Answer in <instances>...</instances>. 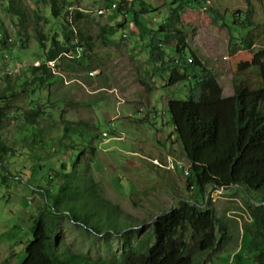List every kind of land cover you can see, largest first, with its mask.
I'll use <instances>...</instances> for the list:
<instances>
[{
	"label": "rangeland",
	"instance_id": "rangeland-1",
	"mask_svg": "<svg viewBox=\"0 0 264 264\" xmlns=\"http://www.w3.org/2000/svg\"><path fill=\"white\" fill-rule=\"evenodd\" d=\"M20 1L28 16L25 30L9 13V0H0V45L3 30L9 39L8 48L3 53L0 50V55L4 54L0 94L17 92L9 98L5 107L8 116L0 124L1 140L15 150L0 152V264H21L25 243L31 238L32 218L45 204L40 188L55 189L58 179L54 173L61 162L69 163L75 155L81 162H90L89 172L101 196L132 219L98 223L103 233L95 234L63 216L57 241L93 259L118 258L126 242L135 244L144 239L145 243L150 234L153 240L152 221L161 212L177 206L181 199L201 203L198 187L187 186L182 171L172 164L189 168L167 108L169 99L186 98L187 86L186 82L169 84L168 68L149 59L150 39L165 37V33L154 31L170 9L180 6V26L186 42L216 75L223 95L229 96L233 78L258 75L264 82V0H249V20L253 24V45L249 49L241 43L230 44L231 28L220 20L223 16L225 23L233 21L237 11L248 8L246 0H121L120 13L106 10L109 0H69L70 10L77 6L84 12L78 26L92 37L93 47L88 51L81 42V54L90 58H85L82 70L76 62L60 58L52 67L60 78L43 88L31 82L26 91L21 84L28 67L38 64L45 55L38 44L37 30H43L49 39L53 35L61 39V19L51 15L48 3ZM143 8L149 12L141 14ZM36 11L40 20H36ZM119 21L121 26L116 27ZM239 33L234 30L235 35ZM176 42L174 37L168 47L163 45L168 64L173 59L171 46ZM6 71L12 73L8 81ZM34 106L50 118L41 128L42 146L30 148L22 140L24 136L30 140L33 129L20 131L18 114ZM61 119L86 121L92 130L86 133L93 138L63 139ZM28 142L31 145V140ZM88 142L95 147L94 156L81 147ZM210 197L223 235L216 251L209 257L199 256L196 264H253L259 250L249 248L251 234L246 227L253 229L250 211L260 202L257 192L235 185L213 190ZM115 228L122 234H116Z\"/></svg>",
	"mask_w": 264,
	"mask_h": 264
},
{
	"label": "trees",
	"instance_id": "trees-1",
	"mask_svg": "<svg viewBox=\"0 0 264 264\" xmlns=\"http://www.w3.org/2000/svg\"><path fill=\"white\" fill-rule=\"evenodd\" d=\"M32 1L36 5L48 3L51 15L61 19L62 38L53 35L49 39L43 30H37L38 44L45 55L38 64L28 67L26 79L21 84L23 91L31 82L43 88L61 77L53 72L49 61H56L55 67L59 59L65 57L76 62L78 69L82 70L85 58H90V55L81 54V42L88 51L93 47L92 37L84 34L78 26V21L85 15L77 6L70 10L72 5L66 3L69 0ZM113 2L117 4L114 10L120 13L121 0H109L105 7ZM246 4V11H237L230 23H225L223 16L220 20L231 28L229 43H241L243 48L249 49L253 45V24L249 20L250 1L246 0ZM7 9L18 18L19 26L25 30L28 16L21 1L9 0ZM210 10L217 15L216 9L211 7ZM37 12L36 20H40ZM148 12L146 8L140 11L141 14ZM133 20L139 24L134 16ZM181 22V7L170 9L167 18L154 31L165 33V37L150 39L148 57L153 63L162 62L168 68L169 84L186 82V98L169 99L167 108L183 155L190 163L188 175L184 176L185 183L198 187L201 203L181 199L177 206L161 212L152 221L153 240L152 234L148 233L150 237L145 243L144 239L135 244L126 242L118 258L93 259L74 253L57 241L63 216L95 234L103 233L98 223L112 224L113 220L117 223L124 218L132 219L118 205L101 196L89 172L90 162H81L80 156L75 155L69 163L61 162L54 173L53 176L58 179L55 189L40 188L45 204L32 218L31 238L25 243V256L21 264H196L199 256L204 254L209 257L216 251L223 235L210 192L227 190L235 185L257 192L260 199L250 211L253 229L247 226L246 231L251 234L249 248L259 250L253 257V264H264V82L258 75L255 78L249 75L233 78L232 94L224 96L216 75L186 42ZM121 23L119 21L115 26L119 27ZM234 30L240 33L235 35ZM2 32L1 53L8 48L9 41L7 32ZM113 32L110 30L109 34ZM174 37L177 42L171 46L173 59L170 66L165 59L163 45L168 47ZM3 60L4 54L0 55V62ZM10 75L12 73L6 71L7 81ZM16 94L15 91H10V95H7V91L0 94V124L8 116L5 107L9 98ZM18 117L20 131L25 127L33 129L31 145L29 138L24 136L22 141L25 145L30 148L42 146L44 137L41 128L50 117L43 115L36 106L21 111ZM59 122L63 139L71 136L84 138L85 135L90 140L93 138L92 134L86 133L92 131L86 121L61 119ZM81 147L94 156L95 147L90 142ZM0 152L15 153L14 149L3 143L1 136ZM114 232L122 234L121 229L115 228Z\"/></svg>",
	"mask_w": 264,
	"mask_h": 264
},
{
	"label": "built area",
	"instance_id": "built-area-1",
	"mask_svg": "<svg viewBox=\"0 0 264 264\" xmlns=\"http://www.w3.org/2000/svg\"><path fill=\"white\" fill-rule=\"evenodd\" d=\"M114 9H116V8H115V2L111 3L109 7H106V10H107L108 12H109V11H112V10H114ZM55 63H56V61H49V62H48V65H50L51 67H54V64H55ZM170 159H171V158H170ZM170 163H171V162H170ZM172 164H175V165H176V168L179 169V170H181L184 176H187V175H188V170H189V169H183L182 164H176V163H172ZM217 191H220V190H217Z\"/></svg>",
	"mask_w": 264,
	"mask_h": 264
},
{
	"label": "bare ground",
	"instance_id": "bare-ground-1",
	"mask_svg": "<svg viewBox=\"0 0 264 264\" xmlns=\"http://www.w3.org/2000/svg\"><path fill=\"white\" fill-rule=\"evenodd\" d=\"M190 164V163H189ZM190 169V168H189Z\"/></svg>",
	"mask_w": 264,
	"mask_h": 264
}]
</instances>
